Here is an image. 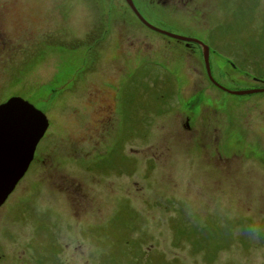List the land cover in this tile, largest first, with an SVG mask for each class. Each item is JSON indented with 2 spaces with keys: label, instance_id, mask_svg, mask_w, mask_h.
I'll list each match as a JSON object with an SVG mask.
<instances>
[{
  "label": "rangeland",
  "instance_id": "rangeland-1",
  "mask_svg": "<svg viewBox=\"0 0 264 264\" xmlns=\"http://www.w3.org/2000/svg\"><path fill=\"white\" fill-rule=\"evenodd\" d=\"M87 6L92 22L77 37L67 0H0V104L18 96L44 113L36 149L53 147L0 207V264H264V241L235 231L264 223V92L221 91L203 53L188 51L202 46L161 40L124 9ZM143 9L207 46L221 86L264 88V0H211L200 16ZM113 18L128 39L108 36L125 30ZM197 91L195 110L187 97ZM107 113L105 136L96 125Z\"/></svg>",
  "mask_w": 264,
  "mask_h": 264
},
{
  "label": "water",
  "instance_id": "water-1",
  "mask_svg": "<svg viewBox=\"0 0 264 264\" xmlns=\"http://www.w3.org/2000/svg\"><path fill=\"white\" fill-rule=\"evenodd\" d=\"M136 16L149 28L175 40L195 42L203 46V61L210 82L220 90L235 96L264 92V88L229 90L212 77L209 64V50L200 41L172 34L147 23L128 0ZM49 126L44 113L21 97L13 96L0 104V206L14 190L26 173L41 138Z\"/></svg>",
  "mask_w": 264,
  "mask_h": 264
},
{
  "label": "flooded vegetation",
  "instance_id": "flooded-vegetation-1",
  "mask_svg": "<svg viewBox=\"0 0 264 264\" xmlns=\"http://www.w3.org/2000/svg\"><path fill=\"white\" fill-rule=\"evenodd\" d=\"M130 1L134 5L135 9L144 18L145 21H147L150 25L156 27L157 29H160V30H163V31H166V32H169V33L173 32V31H171L170 29H168L165 26V22H161V21H157L156 22V21L152 20L151 18L146 17L144 15V14H146L144 12V9H143L144 8V4L150 6V8H154V9H157L158 11L164 12L170 18H172L176 12H179V13L180 12H182V13H195L198 16H200V14H202L203 12H205V10L207 9V7L211 4V0H130ZM84 2L86 3V5H90V6H96V7H98V6H100V7L109 6V7H113V8H121V9H124V10L127 11V13L129 11V13H131L130 15L135 19L136 23L139 24L143 29L147 30L150 33H153V34L158 35L161 40H164V39H172V40H175V39H173V38H171V37H169V36H167V35H165L163 33H160L158 31L153 30V29L149 28L148 26H146L135 15V12L133 11V9L131 8V6L129 5L128 0H100L98 2H93L91 0V2H89V3L86 0H84ZM112 25H114V26L115 25H122V28H124V29L126 28L124 21H121V20L115 21L114 18L112 20ZM122 32H118V33L117 32H115V33L110 32L109 35L112 37L111 40L113 42L115 41L113 39V37L115 35H117L119 37V39H120V37L122 39L123 38L124 39H128L129 38V33L126 32V29L125 30H122ZM131 35L133 36L134 34L131 33ZM192 39L199 40V39H197L195 37H193ZM175 41H178V40H175ZM178 42H182V41H178ZM118 43H119V40H118ZM118 43L115 44L117 47H119L118 46ZM189 43H193V44L198 45L195 42H189ZM188 51H190V53L192 55H194V56L195 55H198L200 53L202 55V53H203V49L201 47L196 49V48H194V45H193V48L188 49ZM121 52L123 53V50H121ZM186 53L189 54L188 52H186ZM115 83L116 82H107L98 91L100 93H102L105 89H110L111 88V85L112 84H115ZM181 84L183 85L184 90H186V88L190 85V81L187 80V78H186V76L184 74H183V81L181 82ZM187 98L190 99L196 105L193 109L198 110L199 107L202 104V99H203L202 92L201 91H197L196 93L190 95ZM207 100H208V98L205 99V101H207ZM105 111L107 112V109H105ZM102 121H103L102 123H98V125H96V128L99 131H101V132L103 131V134L105 136H108V135H110L112 133V126H113L112 115L111 114H108L107 115V119H103ZM76 148L78 150H85L84 147L77 146ZM89 151L101 152L99 150V148L97 147V145H93V148H91ZM52 154H53V147L52 146L48 147V149L46 151H41L40 150L39 152H37V149H36L35 152H34L33 160L31 161L30 165L33 162L43 163L47 159H50V158L53 159ZM30 165H29V167H30ZM56 178H58V177H56ZM61 179H62L63 182L67 181V177L64 174L61 176ZM51 186L54 187V188H59L58 190H61L62 191V192H60V194H61L62 197L59 200L61 206H64L66 208H69V209L75 211L74 204H73L74 201H75V198L73 197V194L71 192H67V187H64L63 186V188H60L59 185H58V183H55V180L51 183ZM64 191H66V192H64ZM52 195H54V194H52Z\"/></svg>",
  "mask_w": 264,
  "mask_h": 264
},
{
  "label": "clouds",
  "instance_id": "clouds-1",
  "mask_svg": "<svg viewBox=\"0 0 264 264\" xmlns=\"http://www.w3.org/2000/svg\"><path fill=\"white\" fill-rule=\"evenodd\" d=\"M67 7L69 9L68 28L77 37H82L88 29L86 25H90L92 22L88 6L84 0H80L78 5H74L72 0H67ZM235 231L237 235L244 237L253 244L264 241V223L259 221L238 225ZM258 251H264V249Z\"/></svg>",
  "mask_w": 264,
  "mask_h": 264
},
{
  "label": "trees",
  "instance_id": "trees-1",
  "mask_svg": "<svg viewBox=\"0 0 264 264\" xmlns=\"http://www.w3.org/2000/svg\"><path fill=\"white\" fill-rule=\"evenodd\" d=\"M259 82L261 83L259 86L264 87V82H262V81H259Z\"/></svg>",
  "mask_w": 264,
  "mask_h": 264
}]
</instances>
